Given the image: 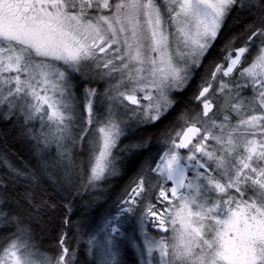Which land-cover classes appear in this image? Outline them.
<instances>
[{"label": "snow or ice", "instance_id": "1", "mask_svg": "<svg viewBox=\"0 0 264 264\" xmlns=\"http://www.w3.org/2000/svg\"><path fill=\"white\" fill-rule=\"evenodd\" d=\"M237 12L250 22L217 58ZM80 78L107 87L77 95ZM194 81L197 108L165 126L158 159L89 239L99 264H121V246L140 264H264V0H0V117L23 121L37 157L34 170L0 161L13 179L71 194L77 178L87 189L119 175L120 138L166 120ZM78 147L88 153L80 164ZM34 200L25 193L33 212L47 206ZM122 217L136 220L139 239L121 231ZM0 225L15 227L0 264H75L66 233L50 256L2 207Z\"/></svg>", "mask_w": 264, "mask_h": 264}, {"label": "trees", "instance_id": "2", "mask_svg": "<svg viewBox=\"0 0 264 264\" xmlns=\"http://www.w3.org/2000/svg\"><path fill=\"white\" fill-rule=\"evenodd\" d=\"M248 22L250 21L244 14L233 13L224 26L221 39L213 49V55L219 58V49L223 39L240 33L244 24ZM83 81L85 80L82 78ZM195 88L196 81L179 97L181 103L162 123L157 124L155 127L143 126L137 130L140 137L137 138L136 142L148 141V147L146 149L141 148L138 152L136 149L137 154L132 157H124L122 172H120L122 174L115 176L113 179L112 177L109 178L106 183L98 182L94 186L97 187L94 191H90L92 187L81 188L79 178H77L76 188L71 191V194L47 182L46 179H41L38 185H29L23 177L13 179L10 169L5 163L0 162V182L4 185L3 188H0V199L5 201L0 207L13 215L19 216L25 225L30 227L34 243L42 252L55 256L58 252V242L61 236L66 233L67 246L76 250L75 264H93V259L89 258L91 257L89 256V248L91 247L89 236L91 238L90 233L93 227L82 225V220L85 218L88 221L89 218L86 217L93 218L96 214L94 222H99L100 214L103 215L102 211H105V208L112 204L118 197L117 195H120L122 190L125 189L138 162L140 163V160L143 162L147 156L153 155L159 150L160 146H157V141H161V133L165 126L172 123L185 106L189 110L197 108L196 103L191 100ZM82 150V148L80 152L77 149L75 150V158L78 164L84 158L86 161L88 158V153ZM130 151L131 149L127 150L128 153ZM52 154L54 155V153ZM82 154L84 155L83 159ZM0 161H6L7 164L20 170L25 168L35 169L37 157L34 153L32 141L25 134L22 120L17 118L5 120L0 117ZM102 185L103 187L107 186L108 189L109 194L106 201L98 203V207L95 209L93 203H91L92 210H87L83 202L88 198L94 196L103 199L102 194L98 192V187ZM28 191L33 192L35 204L39 205L46 202L47 206L39 212H33L31 207L25 203V193ZM14 231L15 227L12 225L7 227L0 225V247L7 243L6 237Z\"/></svg>", "mask_w": 264, "mask_h": 264}, {"label": "rangeland", "instance_id": "3", "mask_svg": "<svg viewBox=\"0 0 264 264\" xmlns=\"http://www.w3.org/2000/svg\"><path fill=\"white\" fill-rule=\"evenodd\" d=\"M74 83L77 84V89H76L77 95L82 94L83 89L85 88L84 84L82 82V78L78 79L77 81H74ZM85 84H86L87 87H94V88L97 87L101 93H103L104 88L107 87L106 83H104V82H103L102 86H98L97 84L94 85L92 82H88V81H86ZM102 113H103V110L101 109V118H102ZM34 126L38 129L39 128V123L38 122L35 123ZM134 132H137L136 129H134L133 131H130L127 136H124V137L120 138V142L118 144V149H124V147L121 145V142L131 138L133 136L132 133H134ZM158 145L160 146L159 150L153 155L150 153L151 155L147 156L144 159L143 162L141 161L142 164H141L140 168L138 169V171L141 169L142 166L145 165L146 162H150V161H154V160L158 159L159 154L162 153V151H163V145H162V143L160 141L159 142L157 141V146ZM80 149L81 148H79V147L77 148V150L79 152H80ZM118 149H114L113 151L118 156L117 167L119 169V165L121 163L122 156H121L120 151ZM130 149H132L133 151H136L135 148H130ZM52 153H54V155H55V149L54 148L52 149ZM134 154L135 153H131V151H130L129 154H127V156L129 155L128 157H130L131 155L133 156ZM83 158H84V155L82 154V159ZM85 161L86 160L84 158V160L82 162H85ZM113 178H115V176L112 177V179ZM108 180L109 179H107L105 181H102V182L106 183V181H108ZM128 184H129V182L127 183V185ZM96 188L97 187H92V190H90V191H94ZM106 189H107V186L103 187V185H102V186L98 187V190H99L98 192L102 194L103 199H99V198H96V197L92 196L91 198H88V200L83 202L85 208L87 210H92V207H90L91 203H93V208L95 209L96 207H98L97 206L98 203L105 202L107 197H108V194H109L108 193V189L107 190ZM123 191L124 190H122V193H123ZM122 193L120 195L119 194L117 195L118 197L115 199L114 202H112V204H110L107 208H105V211L104 210L102 211L103 215L100 214V216H102V217L99 216V219H100L99 222H96V223L94 222V218H95L96 214L93 216V218L92 217H86V218H89L88 221L85 218L82 220V223H81L82 225L92 226L93 227L92 231L90 233L91 237L98 233L100 227L103 226L104 220L108 217L109 214L115 215V212H116V209H117V204H118L119 199L121 198ZM121 219L124 220L123 217ZM133 230H135V231H133ZM121 231H126L127 234H129V235L134 234L137 237V239H139V235H140L139 234V229H138V226H137V222H136V220L134 218L129 217V218H127V220H124L122 228H121ZM148 231L150 232V234L152 236L157 237V238H159V236L162 235V234L156 232L155 230L151 229L150 226L148 227ZM167 235L171 236L172 233L169 232ZM89 239H90V236H89ZM98 240H102V237H98ZM90 246L92 248V254H89V256H91L89 258L93 259V264H99V249L94 247V246H92V245H90ZM118 259L121 261V264H140L138 253H137L136 249L132 248L131 246H128V247L121 246V248H120V256L118 257Z\"/></svg>", "mask_w": 264, "mask_h": 264}, {"label": "flooded vegetation", "instance_id": "4", "mask_svg": "<svg viewBox=\"0 0 264 264\" xmlns=\"http://www.w3.org/2000/svg\"><path fill=\"white\" fill-rule=\"evenodd\" d=\"M83 82L86 83V80L83 81ZM85 83H83V84H85ZM92 83H93L94 85L97 84L98 86H102V85H103V82H92ZM84 87H87V86L85 85ZM95 87H96V86H95ZM96 88H97V87H96ZM138 129H139V128H138ZM138 129H136V131H137ZM132 134H133V136H132L131 138H129V139L124 140V141L121 142V145H122L124 148H125L126 145L131 146V145L137 144L136 140H137L138 137H140V135H139L138 132H134V133H132ZM82 149L84 150V152H87L86 148H82ZM83 150H82V151H83ZM140 150H141V148H140V149H137V152L140 151ZM131 153H135V155L137 154L136 151H133L132 149H131ZM120 154H121V156H122V159H121V163H120V165H119V174L121 175L122 173H120V172H122L123 160L129 156V155L127 156V154H129V153H128L127 150H126V151H120ZM124 157H125V158H124ZM130 157H132V155H131ZM140 166H141V160H140V163L138 162L137 167L134 168V171H133V173H132V175H131V177H130V180L132 179V177H134V176L136 175V173L138 172V169L140 168ZM130 180H129V181H130Z\"/></svg>", "mask_w": 264, "mask_h": 264}, {"label": "water", "instance_id": "5", "mask_svg": "<svg viewBox=\"0 0 264 264\" xmlns=\"http://www.w3.org/2000/svg\"><path fill=\"white\" fill-rule=\"evenodd\" d=\"M150 227H151V226H150ZM151 229H153V230L157 231L158 233L162 234L159 230H157V229H155V228H152V227H151Z\"/></svg>", "mask_w": 264, "mask_h": 264}]
</instances>
